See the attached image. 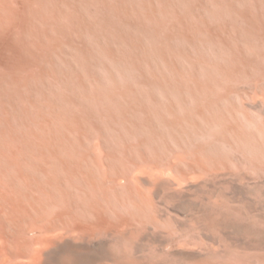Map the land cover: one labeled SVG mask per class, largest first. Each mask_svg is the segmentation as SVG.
<instances>
[{"label":"rangeland","instance_id":"374dc122","mask_svg":"<svg viewBox=\"0 0 264 264\" xmlns=\"http://www.w3.org/2000/svg\"><path fill=\"white\" fill-rule=\"evenodd\" d=\"M33 218L78 262L264 264V0H0V229Z\"/></svg>","mask_w":264,"mask_h":264},{"label":"bare ground","instance_id":"6f19581e","mask_svg":"<svg viewBox=\"0 0 264 264\" xmlns=\"http://www.w3.org/2000/svg\"><path fill=\"white\" fill-rule=\"evenodd\" d=\"M12 6V5H11ZM2 7V6H1ZM18 12V11H17ZM9 15V14H8ZM11 17V16H10ZM9 17V18H10ZM18 17V16H17ZM29 17V16H28ZM15 18V16H14ZM13 18V19H14ZM7 21V20H5ZM14 21V20H13ZM12 21V24H13ZM32 21V20H31ZM21 23V22H20ZM2 26V25H1ZM3 29V28H2ZM6 33V32H5ZM14 33V32H13ZM2 34V33H1ZM12 34V33H11ZM10 35V33H9ZM4 36V35H3ZM4 38V37H3ZM10 38V37H9ZM21 39V38H20ZM2 40V39H1ZM7 40V39H6ZM7 42V41H6ZM3 44V43H2ZM20 47V46H19ZM16 65V64H15ZM6 199V198H5ZM10 199V198H9ZM2 201V200H1ZM6 201V200H4ZM3 203V202H2ZM6 203V202H5ZM10 203V202H8ZM7 204V203H6ZM5 204V205H6ZM8 206V205H7ZM20 206V205H19ZM23 208V207H22ZM21 210V209H20ZM19 210V211H20ZM24 210V209H23ZM13 211V210H12ZM18 212V211H17ZM15 212V213H17ZM56 212V211H55ZM54 212V215L56 214ZM20 214V213H19ZM17 214V215H19ZM16 215V214H15ZM51 215V214H50ZM53 215V216H54ZM43 218V217H42ZM20 219V218H19ZM34 219L30 221L29 226L27 227V231L21 230L20 228L15 229H0V264H52V258L54 257L53 254L58 253V254H64L62 255L61 259L59 260L58 264H108L106 262H97L92 259H88L85 261L78 262L72 260L68 255L65 254V251L63 250L64 247L66 246H80V247H85V248H91L93 247H100L103 241L101 239H94L91 238V234L93 235L94 233L88 234V232L81 233V237H89L91 238L89 241L84 240L83 242H77L74 241V234H71L73 231L70 228L65 227L64 231L61 228L58 229L60 231L56 230H51L49 224L47 221H42L43 219ZM53 219V218H52ZM45 220V219H44ZM49 220V219H48ZM62 220V219H61ZM54 221V219H53ZM9 222V221H8ZM23 222V221H22ZM49 222V221H48ZM52 222L51 226L53 227L57 222ZM64 223V222H63ZM62 223V224H63ZM12 224V223H11ZM77 224V223H76ZM66 225V224H64ZM75 225V224H74ZM78 226V224H77ZM75 226V229L76 227ZM55 227V226H54ZM61 227V226H60ZM74 227V226H73ZM78 228V227H77ZM74 229V228H73ZM79 229H81L79 227ZM113 230V229H112ZM110 231V230H109ZM24 232H27L24 234ZM85 232V231H84ZM78 233V232H77ZM128 234V232H127ZM91 236V237H90ZM115 236V235H114ZM80 237V236H79ZM111 237V236H110ZM118 237V235H117ZM128 237H130L128 235ZM76 238V237H75ZM255 238V237H254ZM117 239V238H116ZM115 239V241H116ZM128 239V238H126ZM237 239V238H236ZM119 240V239H118ZM131 240V239H129ZM233 240V239H232ZM133 241V240H132ZM114 242V241H113ZM112 242V243H113ZM118 243V242H117ZM127 243V242H126ZM230 243V242H229ZM240 244V243H239ZM130 245V242H129ZM261 245V244H260ZM51 246L50 248L47 249V247ZM112 245H109L108 251L110 253L111 259L113 261H116L115 263L117 264V259L115 255H113V252L111 249L113 247L115 248L116 246L110 247ZM127 247V246H126ZM67 248V247H66ZM77 248V247H75ZM124 248V247H122ZM121 248V249H122ZM132 248V247H131ZM134 248V247H133ZM142 248V247H141ZM254 248V247H253ZM83 249V248H82ZM138 249V248H137ZM140 249V248H139ZM144 249V247H143ZM255 249V248H254ZM80 250V249H79ZM88 250V249H87ZM115 250V249H114ZM124 250V249H123ZM128 250V249H127ZM68 251V250H67ZM91 251V250H90ZM126 251V249H125ZM138 251V250H137ZM115 252V251H114ZM201 252V251H200ZM256 252V251H255ZM118 253V252H116ZM134 253V252H130ZM197 253V252H196ZM207 253V252H205ZM257 253V252H256ZM260 253V252H259ZM69 254V253H68ZM204 254V253H203ZM128 255V254H127ZM199 255V254H198ZM71 256V255H70ZM87 256V255H86ZM90 256V255H89ZM144 256V255H142ZM152 256V254H151ZM200 256V255H199ZM202 256V255H201ZM206 256V255H205ZM178 257V256H177ZM187 257V256H186ZM110 258V257H109ZM120 258V257H119ZM123 258V256H122ZM205 258V257H204ZM130 259V258H129ZM128 259V261H129ZM79 260V259H78ZM173 260V259H172ZM208 260V259H207ZM190 261V259H189ZM202 261V258L201 260ZM259 261V260H258ZM57 262V261H56ZM127 262V259H126ZM133 262V261H131ZM183 262V261H182ZM261 262V261H260ZM114 263V262H113ZM139 263V262H138ZM168 263V262H167ZM189 263V262H188ZM200 263V262H199ZM212 263V262H211ZM119 264V263H118ZM121 264V263H120ZM133 264V263H132ZM179 264V263H178ZM183 264V263H181ZM207 264V263H206ZM262 264V263H261Z\"/></svg>","mask_w":264,"mask_h":264}]
</instances>
